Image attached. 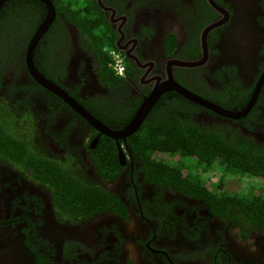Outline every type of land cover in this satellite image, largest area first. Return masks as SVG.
Wrapping results in <instances>:
<instances>
[{"label":"flooded vegetation","instance_id":"flooded-vegetation-1","mask_svg":"<svg viewBox=\"0 0 264 264\" xmlns=\"http://www.w3.org/2000/svg\"><path fill=\"white\" fill-rule=\"evenodd\" d=\"M50 1L31 61L54 89L27 62L48 6L0 7V264H264V224L157 166L172 149L140 139L167 122L264 152V0ZM153 97L136 133L106 132Z\"/></svg>","mask_w":264,"mask_h":264},{"label":"trees","instance_id":"trees-1","mask_svg":"<svg viewBox=\"0 0 264 264\" xmlns=\"http://www.w3.org/2000/svg\"><path fill=\"white\" fill-rule=\"evenodd\" d=\"M66 2L67 0H63V3ZM63 3L60 0L59 5L64 6ZM151 127L152 130L154 128V136L150 135ZM193 131L183 134L177 126H170L167 122H164V125L154 122L143 128L140 139L158 148L161 146L163 150L165 149L163 144L172 149V157L154 158L157 166H166L168 171L179 180L190 181L195 186L202 187L204 192H209L212 197L225 200L226 205L232 204L234 209L246 216L250 222L264 224V188L258 191H254V188H247L249 191H254L256 195L242 198L240 195L226 193L227 191L217 187L212 191L205 187V183L201 180V174L220 167L225 173L230 172L264 181V152H256L251 149L252 147L243 144H235L230 150L222 146L216 137L210 135L196 137L199 134ZM3 133L0 131V147L4 144L8 147L7 138ZM150 152H153L152 149ZM65 192L66 198L74 197L75 204L82 205L79 203L83 201V197L77 189L67 186Z\"/></svg>","mask_w":264,"mask_h":264},{"label":"water","instance_id":"water-1","mask_svg":"<svg viewBox=\"0 0 264 264\" xmlns=\"http://www.w3.org/2000/svg\"><path fill=\"white\" fill-rule=\"evenodd\" d=\"M6 0H2L0 1V7L3 5V3ZM43 2L46 3V5L49 8V15L47 17V19L45 20V22L42 24V26L40 27V29L37 31L32 44H31V50L28 54V58H27V62L29 65V69L32 73V75L36 78L37 81H39L40 83H42L43 85L47 86L50 89H54V84H52L50 81L45 80L37 71V69L34 67L31 58H32V51L35 48V45L38 43V41L41 39V37L45 34V32L49 29V27L51 26V24L53 23L54 17H55V13L52 7V3L50 0H42ZM180 65H183L185 63H178ZM186 66H194L193 64H185ZM170 84L173 83V79L171 78V80L169 81ZM180 94H182L183 96L187 97L188 99L195 101L197 103L209 106L210 108L214 109V107L210 104L205 103L204 101H202L201 99H199L196 95L190 93L189 91L183 89V88H178L177 90ZM157 97V96H156ZM156 97L151 98L150 100H148L146 102V104L144 105L143 108L140 109V111L137 113V115L135 116V118L133 119V121L121 132H112L109 131L107 129L106 132L108 134H110L111 136H113L116 139L119 138H125L131 134H134L137 132V130L140 128L141 124L144 122L145 118L147 117V115L149 114L151 107L153 105V103L155 102L154 100L156 99ZM216 110V109H215ZM245 112V111H244ZM230 115V114H229ZM244 115L242 113H240L238 116Z\"/></svg>","mask_w":264,"mask_h":264},{"label":"rangeland","instance_id":"rangeland-1","mask_svg":"<svg viewBox=\"0 0 264 264\" xmlns=\"http://www.w3.org/2000/svg\"><path fill=\"white\" fill-rule=\"evenodd\" d=\"M222 173H225V171L215 168L213 171H208L201 174V178L206 180V183L209 185V187L214 190L216 187L218 188L217 183L219 181V176ZM219 183L221 184L222 190L224 187H226V190H228L227 192L230 194L240 195L242 198H250L255 194L254 191H249L247 188H254L255 190L264 188L263 180L251 179L250 177L240 176L238 174L232 173H230L229 176L221 175V181Z\"/></svg>","mask_w":264,"mask_h":264},{"label":"built area","instance_id":"built-area-1","mask_svg":"<svg viewBox=\"0 0 264 264\" xmlns=\"http://www.w3.org/2000/svg\"><path fill=\"white\" fill-rule=\"evenodd\" d=\"M111 56H112L111 67L114 69L117 75L123 76L125 73V66L122 58L114 51L111 53Z\"/></svg>","mask_w":264,"mask_h":264}]
</instances>
